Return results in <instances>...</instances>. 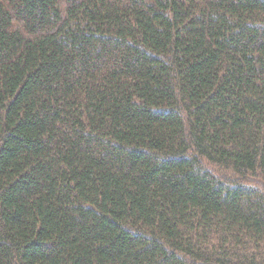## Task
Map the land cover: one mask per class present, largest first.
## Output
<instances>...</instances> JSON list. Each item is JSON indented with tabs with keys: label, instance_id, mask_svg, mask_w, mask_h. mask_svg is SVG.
I'll return each mask as SVG.
<instances>
[{
	"label": "trees",
	"instance_id": "obj_1",
	"mask_svg": "<svg viewBox=\"0 0 264 264\" xmlns=\"http://www.w3.org/2000/svg\"><path fill=\"white\" fill-rule=\"evenodd\" d=\"M0 264H264V0H0Z\"/></svg>",
	"mask_w": 264,
	"mask_h": 264
}]
</instances>
